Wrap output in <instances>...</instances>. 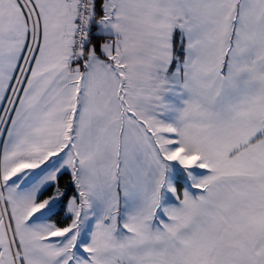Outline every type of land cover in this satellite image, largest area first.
Here are the masks:
<instances>
[{
  "label": "snow or ice",
  "instance_id": "6c2138e0",
  "mask_svg": "<svg viewBox=\"0 0 264 264\" xmlns=\"http://www.w3.org/2000/svg\"><path fill=\"white\" fill-rule=\"evenodd\" d=\"M0 264H264V0H0Z\"/></svg>",
  "mask_w": 264,
  "mask_h": 264
}]
</instances>
